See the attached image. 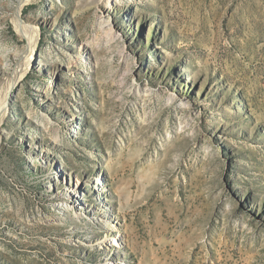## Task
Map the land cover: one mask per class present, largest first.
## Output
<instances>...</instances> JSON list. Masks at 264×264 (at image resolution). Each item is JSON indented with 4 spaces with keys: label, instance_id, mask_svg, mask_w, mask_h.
<instances>
[{
    "label": "rangeland",
    "instance_id": "rangeland-1",
    "mask_svg": "<svg viewBox=\"0 0 264 264\" xmlns=\"http://www.w3.org/2000/svg\"><path fill=\"white\" fill-rule=\"evenodd\" d=\"M21 15L39 41L1 128L0 264H264V0Z\"/></svg>",
    "mask_w": 264,
    "mask_h": 264
},
{
    "label": "bare ground",
    "instance_id": "bare-ground-1",
    "mask_svg": "<svg viewBox=\"0 0 264 264\" xmlns=\"http://www.w3.org/2000/svg\"><path fill=\"white\" fill-rule=\"evenodd\" d=\"M32 0H21L15 6L12 13L11 21L17 34L25 40V44L22 49L13 48L9 52H4L1 56L4 59L8 55L16 56L13 69L8 75H4L0 80V142H1V128L5 122L8 113L9 98L13 88L25 77L26 73L30 69L31 61L34 60L33 56L36 51V47L39 41V31L36 26L23 20L21 12L23 7ZM8 51V50H7ZM1 59V58H0ZM8 66V62H2ZM10 64V63H9ZM12 64V63H11ZM3 75V74H2ZM3 135V134H2ZM101 182L96 181V184ZM102 185V184H101ZM102 190V188H96ZM111 226L110 222L107 223ZM117 243V241H115Z\"/></svg>",
    "mask_w": 264,
    "mask_h": 264
}]
</instances>
